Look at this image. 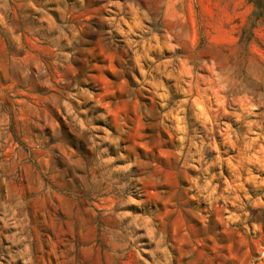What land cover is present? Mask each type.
Masks as SVG:
<instances>
[{
    "label": "clouds",
    "instance_id": "obj_1",
    "mask_svg": "<svg viewBox=\"0 0 264 264\" xmlns=\"http://www.w3.org/2000/svg\"><path fill=\"white\" fill-rule=\"evenodd\" d=\"M230 2L212 8L238 21L237 41L245 31L253 39L225 57L201 47L202 24L192 27L193 9L201 21L208 15L200 0L101 5L163 109L159 125L177 142L166 153L141 143L139 122L150 111L108 106L107 88L98 93L77 76L70 49L98 9L71 19L58 0H31L35 26H8V41L0 39V264H264V55L254 47L264 44V17L253 0ZM144 60L176 80L181 99L169 104ZM189 110L205 135L190 132ZM169 157L178 167L165 171L158 160ZM212 217L220 227L210 232Z\"/></svg>",
    "mask_w": 264,
    "mask_h": 264
},
{
    "label": "rangeland",
    "instance_id": "obj_2",
    "mask_svg": "<svg viewBox=\"0 0 264 264\" xmlns=\"http://www.w3.org/2000/svg\"><path fill=\"white\" fill-rule=\"evenodd\" d=\"M58 2L59 7L64 8L70 14L71 19L79 18L81 14L91 15L94 10L98 9L94 15H91V19L85 21V28L82 32L84 39L79 44H74L70 49L73 52L72 61L78 78L86 77L90 86L96 89L98 93L107 88L112 93L106 97L108 106L113 102H119L125 109L128 108L130 114H132L131 109L133 107L138 108L141 113H144L146 109L150 111L151 114L145 115L144 121L139 122L143 125V131L140 135L146 138L141 143H158L161 151L165 153L174 150L177 142L174 137L169 138L168 133L159 125V114L163 109L160 108L158 98L154 96L151 85L145 83V76L141 74L135 63L132 49L125 38L112 30L103 19V17L110 15L101 7L107 0H58ZM189 2L190 0H182V3L185 4ZM253 2L259 14L257 18L264 17V0H253ZM200 3L208 9V15L201 21L199 8L196 9L197 17L195 9H193L191 23L193 29H196L197 23L202 24L199 29L203 36L202 48L213 51L217 56L225 57L233 55L234 50H237V45L242 48L252 41L253 37L247 31L237 41L235 26L238 21L222 18L212 8L213 4H218L220 7L227 4L231 9L230 0H200ZM30 4L31 0H0V39L5 42L8 41V26L25 32L35 26V14ZM256 42L255 51L257 54L264 55V44H261L259 40ZM9 52H11L10 45ZM150 54L155 57L156 61L163 59L156 52ZM109 59L112 60L110 69L104 67V65L109 64ZM143 67L145 70L151 71V76H148L147 79L155 77L157 80H162L168 87L171 94L170 105L182 98L183 93L177 90L176 80L162 76L155 69L153 61L144 60ZM3 74V70L0 69V78L3 77ZM250 85L257 86L255 81H250ZM259 86L264 87V85ZM98 111H103V109H92L89 114L95 116ZM187 116L190 132L205 135L203 127L192 117L191 110L188 111ZM219 119L221 121L231 120L233 127L241 132L245 131L242 125L237 124L232 117L221 116ZM95 122L104 123V121L99 120ZM108 122L111 124V117L108 118ZM216 138L218 141L221 139L218 132ZM158 163L165 171L178 167L175 160L170 157L162 161L158 160ZM225 176L227 177L226 172ZM192 205H195V201L192 202ZM193 223L202 234L203 228L200 221L194 220ZM219 227L214 217L210 218L208 230L210 232L216 231Z\"/></svg>",
    "mask_w": 264,
    "mask_h": 264
}]
</instances>
